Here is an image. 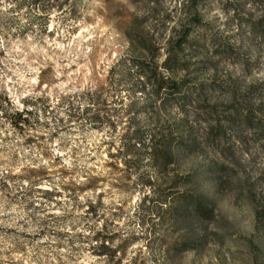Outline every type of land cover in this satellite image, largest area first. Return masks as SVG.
Returning <instances> with one entry per match:
<instances>
[{
	"label": "rangeland",
	"instance_id": "rangeland-1",
	"mask_svg": "<svg viewBox=\"0 0 264 264\" xmlns=\"http://www.w3.org/2000/svg\"><path fill=\"white\" fill-rule=\"evenodd\" d=\"M0 105V264H264V0H0Z\"/></svg>",
	"mask_w": 264,
	"mask_h": 264
},
{
	"label": "trees",
	"instance_id": "trees-1",
	"mask_svg": "<svg viewBox=\"0 0 264 264\" xmlns=\"http://www.w3.org/2000/svg\"><path fill=\"white\" fill-rule=\"evenodd\" d=\"M207 1V0H195V2ZM195 25H202V20L197 16L194 19ZM192 30L186 32V38L183 42L180 43V47L183 43L187 42V38L190 36ZM159 90L167 92L170 95H180L181 86L178 84H170L165 80H160L158 82ZM0 111L4 112V117L6 122H8L15 129H22L23 123L26 122L24 118V112L15 111L10 113L9 110H4V108L0 105ZM90 123H96L93 118L89 119ZM114 125V124H113ZM160 137V141L155 142L157 137H152L151 142L153 144L147 145L143 138L139 135H135L132 139V122L126 128L125 134L121 137V147L117 150L115 154H110L111 158H115V162H111L109 164L111 167H115L117 170H122V167L125 168L123 171V176L121 179L131 180L132 178V164H140L146 160V154L154 163V167L156 169H160L161 166H169L172 164L173 158L178 155L179 152V140H177V136L174 137L171 133L167 137ZM179 139V138H178ZM134 142V143H133ZM169 145V146H168ZM149 151V152H147ZM122 165V167H120ZM44 169H41L38 173L41 174L40 177L44 176ZM5 179L11 178L12 176L6 175ZM16 177V176H15ZM186 180L185 178L183 179ZM40 180H37L38 183ZM99 181L97 176H90L86 179V184L90 188L94 187ZM35 186V185H34ZM173 196H178L173 200V203L177 201H182V203L190 204L191 210L189 211V217H195L198 220H203L208 217L209 205L197 197H190L188 195H181L180 193H173ZM170 214L175 213L174 210H169Z\"/></svg>",
	"mask_w": 264,
	"mask_h": 264
}]
</instances>
